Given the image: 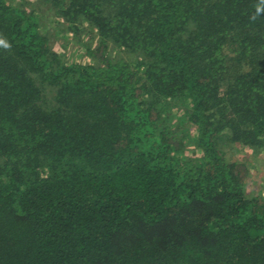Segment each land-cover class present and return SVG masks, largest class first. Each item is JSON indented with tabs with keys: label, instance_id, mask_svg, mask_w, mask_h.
I'll list each match as a JSON object with an SVG mask.
<instances>
[{
	"label": "trees",
	"instance_id": "1",
	"mask_svg": "<svg viewBox=\"0 0 264 264\" xmlns=\"http://www.w3.org/2000/svg\"><path fill=\"white\" fill-rule=\"evenodd\" d=\"M44 1L99 43L68 64L0 0V264H264V198L222 150L264 152L258 0Z\"/></svg>",
	"mask_w": 264,
	"mask_h": 264
},
{
	"label": "rangeland",
	"instance_id": "2",
	"mask_svg": "<svg viewBox=\"0 0 264 264\" xmlns=\"http://www.w3.org/2000/svg\"><path fill=\"white\" fill-rule=\"evenodd\" d=\"M10 6L23 9L27 13H32L38 18L42 32L48 37L51 50L58 54L64 62L68 64L86 65L92 63V59L87 55L86 48L96 47L99 43L97 36L92 33L87 24H78L74 30L69 24L60 18L54 7L44 0H6ZM107 57L113 61H134V55L123 54V52L108 47ZM177 109L175 108V111ZM182 116V112H175ZM186 128V139L184 143V159L198 163V159L203 156L199 149L195 148L194 141L197 137L196 127ZM222 150L228 162L244 163L248 170V177L244 185L247 197L260 196L264 198V152L254 151L241 147L239 144H232L222 138Z\"/></svg>",
	"mask_w": 264,
	"mask_h": 264
},
{
	"label": "clouds",
	"instance_id": "3",
	"mask_svg": "<svg viewBox=\"0 0 264 264\" xmlns=\"http://www.w3.org/2000/svg\"><path fill=\"white\" fill-rule=\"evenodd\" d=\"M262 14H264V0H258L255 5V12L249 17V19L251 22H255ZM0 48L8 50L11 48V45L4 38H0Z\"/></svg>",
	"mask_w": 264,
	"mask_h": 264
}]
</instances>
